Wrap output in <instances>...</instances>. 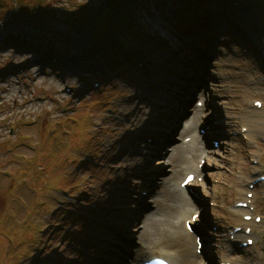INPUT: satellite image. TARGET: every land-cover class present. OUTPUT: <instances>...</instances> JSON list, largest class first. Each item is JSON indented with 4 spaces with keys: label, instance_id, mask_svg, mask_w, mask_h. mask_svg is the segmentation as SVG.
<instances>
[{
    "label": "rangeland",
    "instance_id": "1",
    "mask_svg": "<svg viewBox=\"0 0 264 264\" xmlns=\"http://www.w3.org/2000/svg\"><path fill=\"white\" fill-rule=\"evenodd\" d=\"M191 1L188 2L191 8L197 6ZM231 1L222 0L220 3V15L226 14L230 22L220 19L221 26L214 29L211 41L206 45H202L203 42L197 36H191L184 41L189 45L179 43L177 38H185L184 34L187 33L185 28L179 30V25L188 24L194 18L183 19L184 22L179 21L178 24L171 19L163 21L165 17L163 19L161 14L168 11L165 8L166 3L150 2L147 7L139 10L146 32L151 34L152 29L158 28L159 32L163 31L166 35L175 37L177 48H165L164 43L153 41L155 35L148 38L151 45L146 39L143 45L133 42L135 47L131 49L129 41L122 47L123 55L128 56L129 50V58L133 56L136 60L144 59L145 64L141 69L127 70L126 61L115 63L110 59L98 72L86 76L87 79L83 78L85 74L78 72L80 70L74 62L69 63L63 70L60 67L51 68L47 59L36 51L0 42V264H107L108 260L112 263V257L116 253L124 256L130 249L135 251L134 243L130 242L131 238L128 236H134L136 231L124 232L123 228H116L114 231V221L127 217L132 222L133 230L140 220L152 214L154 208L150 202L158 198L159 185L167 181L171 189L176 191L178 181L188 170L180 171L172 181L171 176H167L163 180H157L150 188H144L143 182L151 174L142 173L150 168L148 162L154 156L148 154L143 157L146 164L140 171L142 173L124 170L128 162L124 160L137 157L136 151H151V138L154 134L143 130L141 126L144 118L157 111L163 102L157 97L166 90L159 89L163 83L161 78L169 76L167 71L170 69L178 70L177 73L182 72L180 59L186 57L193 61L189 59L188 52L193 53L198 49L201 58L198 65L201 67L208 64L210 70L219 78L214 80L218 86L211 90L218 99L207 98L216 105L208 109L207 103L201 109L202 114L208 115V120L211 121L210 117L219 112L218 118H212L217 131L221 130L222 121L225 124L228 116L235 114V120H239L235 128L244 122L253 125L251 128L242 127L249 130L244 137L232 129L221 130L219 136L214 135L204 145V141L199 142L209 150V155L219 167L216 168L210 162L206 163L201 156L187 163L186 167H192L193 171L201 164L203 169L191 182L192 187L197 189L195 197L185 195L190 203H186L185 197L181 202L196 213L200 212L202 206L210 208L212 218L206 228L208 232L205 237L208 240L215 233L219 242H216L217 246L213 248L212 254L208 246L210 241L205 239L204 247L211 257V262L207 264H219L221 259L230 264H235V259H242L239 264H247V261L243 262L247 259L248 264H252V256L264 255V235L260 232L264 228V181L253 188L249 187V181L264 175V58L258 56V53L256 55L254 49L255 45L264 47V9L257 0H239L241 4H235L234 8H230ZM86 2L90 0H57L48 4L57 18L53 21L51 30L45 33L47 39L52 40L55 47L61 45L64 52L67 51L74 58L82 57L83 53L79 56L78 53L81 52L85 40L67 28L64 19H60V13L72 4ZM212 3L213 1L208 2V7L204 6L203 9L201 5L197 7L207 11ZM156 7L161 10L157 11ZM229 9H233V15L229 13ZM207 15L208 12L204 16ZM177 17L186 16L174 12L172 18ZM211 21L206 20L207 23ZM245 29L250 31L254 43L246 40V35V38L243 37L241 32ZM29 32L38 34L35 30ZM64 34L70 36V41H63L66 37ZM200 34L203 35V31ZM76 40L78 44L75 43ZM55 71L58 75H55ZM255 76L258 80L253 84L251 82H254L252 79ZM169 80L171 84L174 82V79ZM93 81L98 84L93 86ZM183 81L190 86L198 82L194 79ZM165 96L167 97L166 94ZM176 96L178 100H182V95L177 93ZM192 99L193 97L190 102L189 99L184 100L185 108L177 117L176 123H173V128H177L178 122L183 121L182 118L187 113L190 114ZM137 101L144 105V111L148 113L133 123V115H141L136 110L131 114ZM253 101H260L262 108L254 107ZM169 102V106H173L171 99ZM232 107L236 108L235 113L231 112ZM130 110L131 113H128ZM170 122L169 118L165 124ZM199 123L201 122H197V126H193L187 133L172 131L173 135L162 143L164 155L157 160L156 165H164L167 157L181 144L183 137L198 130ZM154 127L157 128V133L166 129L164 126L159 129V125ZM254 129L259 130L257 134ZM247 137L250 138L248 142L244 139ZM211 140H216L223 147L214 148ZM223 141L228 144H222ZM224 149L228 155L224 154ZM159 152L158 149L157 153ZM229 167L235 177L242 172L246 179L242 183H238L236 178L234 182L232 179L226 182L225 176L207 174L215 171L223 173ZM143 169L146 170L142 171ZM163 174L167 175L168 171ZM224 182L226 200L218 195L213 197L215 188L221 194ZM136 196L143 197L147 204L141 214L133 215L125 211L111 213L112 207L119 206L118 201L124 202L123 206L134 207ZM239 199L251 201L244 211L249 213L251 218L247 222L254 231L249 234L253 243L243 250L224 241L229 238V229L237 224L229 209H233ZM256 216H259L260 222L255 221ZM236 218L241 220L242 216ZM171 219L181 231V254L186 252V248L195 254L194 243L184 234L182 222H175L177 212L171 215ZM110 232L112 234L108 235ZM119 236H125V241ZM242 239L239 238L238 241ZM219 243L230 249L229 258L217 256L215 251L220 247ZM102 245L107 249L95 257ZM143 245L144 250L134 252V256L131 252V258L130 254L129 257L125 255L126 260L123 262L130 264V261L135 262L151 251H156L165 252L176 264H182V257L178 255L180 253L172 249L170 242L156 239ZM138 247L137 245L136 248ZM195 261H198V256L188 264Z\"/></svg>",
    "mask_w": 264,
    "mask_h": 264
},
{
    "label": "bare ground",
    "instance_id": "2",
    "mask_svg": "<svg viewBox=\"0 0 264 264\" xmlns=\"http://www.w3.org/2000/svg\"><path fill=\"white\" fill-rule=\"evenodd\" d=\"M165 8L168 11L170 9L167 6H165ZM155 9L157 11L161 10L159 7H156ZM153 13H155V12L153 11ZM219 13H220V10H219ZM203 14H205V13H203ZM161 15H163V19L165 17V20H163V21H167L170 18L169 13H163ZM138 23L141 24V19L138 20ZM145 23H147V21ZM161 25H164V24H161ZM150 33L151 34H148V35L151 38L153 37V35H155L156 38H153V39H157V42L164 43L165 48H170V47L177 48L178 42L181 43L182 45L187 44V43H184V41L186 40L185 38H181V36H179V37L177 36L178 42H176L174 39L175 37L172 38L171 36H168L165 33H163V31L159 32L158 28L152 29L150 31ZM162 33L164 35H162ZM1 41H2V39L0 37V42ZM16 49H18V48L16 47ZM254 49H255V52L257 55L258 51L256 48H254ZM177 55H179V54H177ZM187 56H188V54H187ZM196 56H198V54L196 52H193L192 55H189L188 57H189V59L193 60V57H196ZM180 60H182L181 64L183 65V67H182L183 71L177 73L178 70L173 71L172 69H170L167 71L169 73V76L166 75V76H168V78L166 80H165L166 76H165V78H161V80L163 79V83L160 84L159 89H166V90H165V93H161L157 97L160 101L162 100L163 102L160 104L157 111H155L154 113H152L149 116L144 118L143 124L141 126L143 130L150 131L151 134H154V136H152V138H151L153 141L150 145L151 151H149V150H146L143 152L142 151H140V152L136 151L137 157L131 158L129 160H127V158H125V160H124V162L128 161L127 166H124V170L128 169V170H134V172L135 171L140 172L141 169L143 168V166L146 164L145 158H143V157L144 156L146 157V155H148V154H152L151 157L154 156L153 159L151 158L152 161L148 162L150 164V168H148V170L145 173L140 172L142 174H148V175L151 174V176H150V178H148V180L145 177L148 175H145L143 177L144 179H146V181L143 182L144 188H150L153 183L158 182L157 180H161V179L163 180L167 176H169V177L171 176L170 178L172 181V179L175 178L177 176V174L183 170H188V171H186L184 176L187 173H193L192 167L187 168L186 164L194 161V159L197 156H202V158L205 159L206 163L210 162L216 168L219 167L217 165V162L215 163V161L213 160L212 156H210L209 154H207V152H205L204 146L198 145L194 138L191 141H189L187 143H181L178 147H176L175 150H173L172 153L167 157L166 161H164V165H156L157 160L161 159L164 155L163 151H162V143L167 141L169 139L170 135H173L171 133L172 131H175V128L172 127L173 123H176L177 117L183 112V109L185 108V105L181 104L183 101L178 100L176 95H177V93L179 95H181L183 90H184L182 95L184 97H186V95H188L191 92L190 85L185 84V82L183 81L184 78L187 77L188 81L190 80V78H194L195 81H197V78H199L200 80H201V78L203 80H206V78H207V72L205 74V71H206L205 68L200 67L196 63H193V61L188 60L186 57H182ZM131 63H133V62H131ZM140 64H141V66H143L145 64L144 59H142L140 61ZM126 65L129 66V64H126ZM170 72H176V73L171 74ZM212 72L213 71H211L210 73L208 72V74L213 75ZM154 73H156V72H154ZM214 78L219 79L217 75L214 76ZM169 79H174V82L172 84L169 83V81H170ZM252 80L254 82H251V83L254 84L256 82V80H258V77L255 76V77H253ZM167 84H170V85H169V87L166 88ZM171 85H173V86H171ZM210 85L211 86H217V84L214 82H211ZM256 89H258V88H256ZM165 94L167 95V97L165 96ZM170 99H171V101H173V106H172V104H171V106H169V104H170L169 100ZM200 100H202V101L204 100V102H205V99H203V98L202 99L200 98ZM177 106H179V107H177ZM208 108L211 109L212 106L208 105ZM135 110L138 111L139 114L141 113V115H135V114L133 115ZM193 110H194L193 115H192L193 121H195V120L197 122H199V121L208 122L209 121L208 115L204 116V114H202V112H201V109L194 108ZM212 110L215 112L217 111L215 109H212ZM232 110L233 111H231V112L235 113L234 111L236 110V108L232 107ZM128 113H131V110ZM147 113L148 112L144 111V105L139 104V101H137L136 107L133 109V111L131 113L134 116L131 121L133 123L138 122L140 120V118H142V116L147 115ZM217 113H219V112L217 111L215 114H217ZM164 114H165V117L163 118ZM160 115H161V118L159 117ZM213 117L218 118L217 115H212L210 117L211 121H213V119H212ZM169 118L171 119L172 124H170L171 122L168 124H165ZM159 119H161V120H159ZM221 119H222V117H221ZM235 119H236V114L228 116L227 122L225 124L221 123V130L231 131V129H232V131H235V132H237L238 135L241 134V136L244 137V134L248 133L249 130L247 129V127L246 128H242V127L248 126L251 128L253 124L251 125V124H247L245 122L242 123V121H241L242 125L239 124L235 128L236 122L239 121L238 119L237 120H235ZM247 119L248 118H246V120ZM157 125L160 126L159 129H162L163 126L166 127V129L164 131L159 130L157 133V128L154 127ZM190 126L191 125L186 123V121H184L183 123L181 122L178 125L179 130H183V131L188 130L190 128ZM221 130L217 131L213 127L212 132L214 135L219 136L220 133L222 132ZM258 131L259 130L254 129L255 134H257ZM244 139L246 140V142H248L250 138L248 139V137H247ZM222 144H228V143L223 141ZM158 149L160 151L159 154L157 153ZM212 151H214V150H212ZM223 152L225 155H228V153L226 152L225 149L223 150ZM225 159L227 161L228 158L226 157ZM223 162H224V160H223ZM145 170L146 169H143L142 171H145ZM167 171H168L167 175L163 174L164 172H167ZM196 173L198 174V171H196ZM207 174L208 175L210 174V176H212L214 174L225 176L226 182L229 181L230 179H232V181L234 182L235 181L234 179L236 178L238 180V183L239 182L242 183L246 179L242 172H240L239 176L235 177V174L233 175L230 167H229L228 171L226 170L223 173L215 171L213 173H207ZM207 174H206V176H207ZM138 177H140V176H138ZM122 180H126V179L122 178ZM181 181H182V179L179 182H181ZM179 182H178V184H179ZM250 182L251 181H249V183ZM222 185L223 186H222L221 194L220 193L218 194V192L216 191L217 188H215L214 194H216V195L214 196V194H213V197H217V195H218L220 198H225L223 190L226 189V187H225L226 183L224 182ZM177 186H178V187H176L177 190L174 191L171 189V185L167 184V181H163V183L159 185L160 191H159L158 198L153 199L150 202V204H152V206L154 208L153 211H151L152 214L149 215L146 219L140 220V222L138 224H136V226L133 228V230H131L132 222H129L128 221L129 218H127V217H124L123 219H121V221H119L117 219H116V222L114 221V225H113L114 231H116V228H121V229L123 228L124 232L136 231V234L134 236H128L131 238L130 242L133 241V243H134V248H135L134 252H136V253L141 252L145 248L143 245L145 242L154 241L157 239V241L162 240L164 242H170L172 244V249H176L177 252L180 253L178 255L182 257V264H188L189 261L193 262L196 259V255L191 253V251H189L188 248H186V252L184 254H181L180 247L182 248V245L179 244V242L181 241V240H179V239H181V237H180L181 231H180V229L178 230V228L175 227V223L171 219V215L174 212L182 213V214H177V215H179L178 216L179 218L184 217V219H182V222L186 219H191V216L193 214H195V211H193V210L190 211L189 208L181 202V200L183 199V197L181 196V194H182L181 188L179 187V185H177ZM134 199L136 202L135 203L136 205L134 204L135 205L134 207L133 206H123L122 204L124 202L118 201L119 206L112 207L110 209L111 213L113 212L115 214L116 212L125 211V212H130L133 215L141 214L142 209L147 204H146L145 200H143V197H141V196L140 197L136 196ZM225 200H226V198H225ZM239 201L247 202V199H239ZM239 201H236V202H239ZM203 208L204 209L202 210V212H200L197 215L194 222H196V221L200 222V223L203 222L206 225H209L210 218H212L211 214L209 213L210 208L208 206L203 207ZM169 209H171V210H169ZM229 210H231L233 218H235L237 221V224L235 226H232L229 230H232L233 227L240 226L241 232L236 233L235 237L236 238H243L242 240L238 241V243H242V242L246 241L247 238H250L249 235H245V233L243 232V229L245 227H250V224L247 221H245L243 219L240 220L239 218H236V217H239V215H241V216L242 215H248L249 213L247 211H244L245 208H243V207H234L233 209H229ZM200 211H201V208H200ZM206 225H204V226L207 227ZM253 226L255 227V225H253ZM197 229H199V228H197ZM252 231L253 230L251 229L249 234L254 232V231L253 232ZM260 232L263 233V235H264V228ZM111 234L112 233L110 232V234H108V235H111ZM230 234H232V233H230ZM118 235H121V234L118 232ZM119 237L122 241H125V240H123V237H125V236H119ZM216 237H217V235L215 233L211 234L210 238L208 239V241H210V243H209L210 247L217 246L216 242H219V240H217ZM225 241L232 246H235V247L237 246L235 241H229V240H225ZM102 244H103V242H102ZM137 245L139 246L138 248H136ZM105 246H106V244H105ZM105 246L104 245L101 246V248L99 249V252L96 254L95 257H98L97 255L100 254L101 252L104 253V250L107 249ZM194 247H195V244H194ZM216 250L217 251H215V253L217 254V256H220L223 258H229L231 256L230 252H229L230 249L225 244H223V245L220 244V247H218ZM131 252L133 255L134 252L132 249H130V252L128 254L124 253V256L126 255L127 257H129L128 255L130 254V258L133 257L135 254L133 256H131ZM210 253L214 254V252L212 250H210ZM151 254L154 255V254H158V253L156 251H153ZM160 254L168 256L167 253H165V252H160ZM124 256H122L119 253H116V256L112 257V263L125 264V262H123L126 260ZM255 257L252 256L250 258L251 261H253L252 264H264V255L257 254ZM234 261L236 262L235 264H239V262H242V259H239V260L235 259ZM246 261L248 264L249 260H247V259L243 262H246ZM106 262H107V264H110L111 260H108ZM208 262L209 263L211 262L210 258L208 259ZM207 263H204V264H207ZM220 263H227V260L221 259Z\"/></svg>",
    "mask_w": 264,
    "mask_h": 264
},
{
    "label": "trees",
    "instance_id": "3",
    "mask_svg": "<svg viewBox=\"0 0 264 264\" xmlns=\"http://www.w3.org/2000/svg\"><path fill=\"white\" fill-rule=\"evenodd\" d=\"M54 1L57 0H0L2 42L13 44L24 50H34L44 57L58 56L60 60L48 63L53 68L60 67V70H63L73 60L78 65L79 70L95 73L104 67L110 59L114 60L115 63H122L123 60L127 59L128 57L123 55L124 50H122V47L126 46L125 43L128 44L131 41L129 47L132 49L135 46L133 42L143 45L147 39L151 45V41H148V38L151 37L142 23H138L140 19L139 10L147 7L150 2L161 1V3H166L165 6L170 9L164 13H169L170 18L168 20L171 19L176 24L179 21L184 22V20L194 18L188 24L179 25L181 27L179 30L185 28L184 31H188L187 33L197 35L205 27L216 26L214 25L215 13L210 11L205 17L207 11L199 10L197 6L201 5L203 9L208 2L218 0H90L86 3L72 4L64 9L63 13H60V19H64L63 22L67 24L69 30L72 29L78 37L80 36V39L85 40L81 52L78 53V56L82 53L83 55L76 59L69 56L72 54L67 51L64 52L65 50L61 45L55 47L54 42L47 39L45 34L51 30L53 21L55 22L57 18L53 8L48 5L49 2ZM189 1L197 4V6L194 5L191 8L188 4ZM257 2L263 5L264 9V2L262 0H257ZM170 10L172 15L176 12L186 17L174 19ZM262 11L264 12V10ZM207 19L212 21L207 23ZM24 29L27 31L24 32ZM31 30L37 31L38 34L33 35L29 32ZM64 36L66 35L64 34ZM63 41H70V36L67 35ZM153 41L157 42V39H153ZM75 43L78 44V41L76 40Z\"/></svg>",
    "mask_w": 264,
    "mask_h": 264
}]
</instances>
